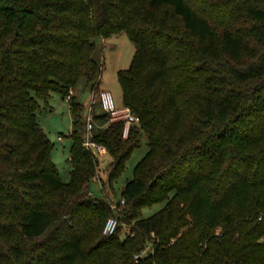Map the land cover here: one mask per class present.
<instances>
[{
    "label": "trees",
    "instance_id": "16d2710c",
    "mask_svg": "<svg viewBox=\"0 0 264 264\" xmlns=\"http://www.w3.org/2000/svg\"><path fill=\"white\" fill-rule=\"evenodd\" d=\"M123 32L135 54L117 78L139 123L123 137L95 105L111 157L96 196L78 91H100L98 40ZM70 89L64 181L38 112ZM0 264H264V0H0Z\"/></svg>",
    "mask_w": 264,
    "mask_h": 264
},
{
    "label": "rangeland",
    "instance_id": "374dc122",
    "mask_svg": "<svg viewBox=\"0 0 264 264\" xmlns=\"http://www.w3.org/2000/svg\"><path fill=\"white\" fill-rule=\"evenodd\" d=\"M134 54L135 46L125 32L107 39L98 40V49L95 56L104 62L103 75L99 89L110 91L118 107L123 105V98L117 73L119 70L130 67ZM78 97L84 105L85 114L92 98V92L89 89L85 91L79 90ZM40 106L41 109L38 112V119L41 127L53 143V149L51 151L52 160L59 169L64 181H69L71 170L69 157L72 140L67 137V135L73 128L70 102L68 98H64L59 92H53L48 99L41 101ZM59 136H63V139L60 140ZM147 149V137L142 134L140 146L133 152L130 159L127 161L123 175L115 184V200H119L122 197V190L125 183L133 177L135 166L145 156ZM100 160L99 173L104 179H107L109 170L108 165L111 161V157L105 154L101 156ZM92 191L96 196L102 195L103 193L98 183L93 184ZM106 193L109 195L107 191ZM160 207L161 205H156L146 208L143 212L144 216L147 217L152 215L159 210ZM127 228V225H124V229ZM123 236L124 234L122 237Z\"/></svg>",
    "mask_w": 264,
    "mask_h": 264
},
{
    "label": "built area",
    "instance_id": "2783aa9c",
    "mask_svg": "<svg viewBox=\"0 0 264 264\" xmlns=\"http://www.w3.org/2000/svg\"><path fill=\"white\" fill-rule=\"evenodd\" d=\"M73 94V89L69 90V94L67 98L69 99L71 95ZM101 104L103 110L109 114V120L107 124L115 121H124V128H123V137H128L131 127L134 124L139 123V117L133 113L131 108L126 105H122L118 107L116 105L114 96L110 91L100 90V91H93L92 92V98L88 105V109L85 112L86 117V131L84 135L83 145L90 150L97 158H101L102 155L107 154V148L101 144L95 141L92 138V131L95 126V120H94V107L96 104ZM59 139L62 140L63 136H59ZM93 180L95 183H98L99 186L103 187V176L100 175L98 172ZM122 203H124V200H121ZM112 208H116V202H112ZM118 226V219L115 216L110 217L105 225L104 233L106 234H114L116 232Z\"/></svg>",
    "mask_w": 264,
    "mask_h": 264
}]
</instances>
